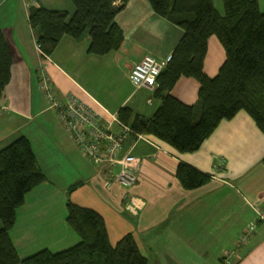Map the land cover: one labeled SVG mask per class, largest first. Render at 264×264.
Returning <instances> with one entry per match:
<instances>
[{
	"label": "crops",
	"instance_id": "1",
	"mask_svg": "<svg viewBox=\"0 0 264 264\" xmlns=\"http://www.w3.org/2000/svg\"><path fill=\"white\" fill-rule=\"evenodd\" d=\"M49 10H65L72 17L71 0H0V28L11 50V79L0 97V151L20 136L27 137L45 180L26 195L10 231L20 259L43 250L62 252L81 242L69 225L68 202L98 211L105 219L112 244L132 233L149 264H264V222L246 243L240 236L264 207V132L246 111L223 120L201 147L181 153L154 135L130 134L123 154L142 158L138 182L130 195L143 199L138 213L125 208L124 189L104 186L106 174L81 153L56 109L39 86L44 68L61 99L73 95L93 109L101 106L118 117L121 107L151 119L162 105L154 90L135 87L129 72L145 55L171 57L183 31L160 17L148 0H129L116 21L125 39L106 55L88 52L89 33L81 40L64 36L54 53L44 56L29 24L30 3ZM264 12V0H257ZM221 12L222 0H214ZM217 37L209 39L206 73L214 77L225 60ZM126 87V90H124ZM200 85L182 77L172 94L198 106ZM113 129L121 131L115 122ZM180 163L211 176L206 185L183 188L176 176ZM79 186L70 192L76 185Z\"/></svg>",
	"mask_w": 264,
	"mask_h": 264
},
{
	"label": "trees",
	"instance_id": "2",
	"mask_svg": "<svg viewBox=\"0 0 264 264\" xmlns=\"http://www.w3.org/2000/svg\"><path fill=\"white\" fill-rule=\"evenodd\" d=\"M71 1L76 7L72 17L65 10L30 7L29 24L43 55H52L64 36L81 40L87 32L89 53L106 55L119 49L125 36L116 16L129 0ZM148 1L156 14L181 28L183 35L157 79L154 94L162 100L161 107L149 120L135 115L128 106L121 107L120 121L135 134L154 135L181 153L197 151L223 120L240 111L249 113L264 132V12L258 1L222 0L223 13L214 0ZM212 36L217 37L226 55L214 77L205 71ZM12 63L0 28V97L10 82ZM182 77L198 81V106L172 94ZM176 176L187 190L211 181L209 174L186 163L178 165ZM44 180L27 137L20 136L0 151V264H149L132 233L112 244L104 217L72 201L67 205V221L81 242L62 252L43 250L20 259L10 231L26 195Z\"/></svg>",
	"mask_w": 264,
	"mask_h": 264
},
{
	"label": "built area",
	"instance_id": "3",
	"mask_svg": "<svg viewBox=\"0 0 264 264\" xmlns=\"http://www.w3.org/2000/svg\"><path fill=\"white\" fill-rule=\"evenodd\" d=\"M33 4L34 2L31 1L30 5ZM169 59L160 60L152 55H145L130 69L131 83L137 88L145 86L154 90L157 79L167 67ZM38 79L39 86L49 99L50 106L56 109L59 119L81 153L106 174L104 186L111 189L112 186L119 185L124 189L123 197L127 199L125 208L130 213H138L142 210L145 206L143 199L130 195V191L138 182L142 158L131 153L123 154L126 137L134 133L132 128L123 124L119 117H112L110 112L102 106L100 111L93 109L73 95L65 99L59 98L44 68L38 71ZM115 122L120 125V132L113 129ZM261 222H264V207L256 209V217L242 235L240 242L246 243ZM234 256L235 251L229 250L224 255V262L231 264Z\"/></svg>",
	"mask_w": 264,
	"mask_h": 264
},
{
	"label": "rangeland",
	"instance_id": "4",
	"mask_svg": "<svg viewBox=\"0 0 264 264\" xmlns=\"http://www.w3.org/2000/svg\"><path fill=\"white\" fill-rule=\"evenodd\" d=\"M221 13H223V4H222V7H221ZM124 90H126V87H124Z\"/></svg>",
	"mask_w": 264,
	"mask_h": 264
}]
</instances>
